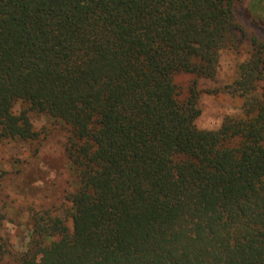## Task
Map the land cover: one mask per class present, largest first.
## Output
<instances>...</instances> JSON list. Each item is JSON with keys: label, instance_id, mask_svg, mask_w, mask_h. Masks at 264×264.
Returning <instances> with one entry per match:
<instances>
[{"label": "trees", "instance_id": "trees-1", "mask_svg": "<svg viewBox=\"0 0 264 264\" xmlns=\"http://www.w3.org/2000/svg\"><path fill=\"white\" fill-rule=\"evenodd\" d=\"M237 1L0 0V138L59 121L73 182L67 218L31 212L25 251L0 233V264H264V41ZM247 13L264 26V0ZM246 37L223 88L239 111L198 128V79Z\"/></svg>", "mask_w": 264, "mask_h": 264}, {"label": "rangeland", "instance_id": "rangeland-1", "mask_svg": "<svg viewBox=\"0 0 264 264\" xmlns=\"http://www.w3.org/2000/svg\"><path fill=\"white\" fill-rule=\"evenodd\" d=\"M250 0L236 2L235 15L246 36L264 41V26L247 13ZM243 38L235 49L222 50L213 80L198 79V106L201 111L196 125L200 129L215 130L225 117L235 115L242 104L238 97L224 92L232 81L236 67L246 60L251 47ZM192 78L184 77L186 83ZM14 106V111L20 109ZM30 121L39 137L33 141L0 138V201L6 205V217L0 226L9 251L26 250L30 235L29 216L32 211L49 210L53 215L67 218L69 208L66 196L73 189L68 170L64 144L65 127L48 115L31 113ZM8 261L12 256H6Z\"/></svg>", "mask_w": 264, "mask_h": 264}]
</instances>
